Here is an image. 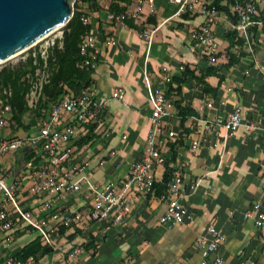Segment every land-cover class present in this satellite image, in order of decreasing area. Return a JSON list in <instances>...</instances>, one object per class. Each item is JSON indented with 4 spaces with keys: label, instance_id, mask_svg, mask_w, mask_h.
Returning <instances> with one entry per match:
<instances>
[{
    "label": "crops",
    "instance_id": "crops-1",
    "mask_svg": "<svg viewBox=\"0 0 264 264\" xmlns=\"http://www.w3.org/2000/svg\"><path fill=\"white\" fill-rule=\"evenodd\" d=\"M98 1L97 8H89L87 3H81V8L87 12L99 50L90 82L84 86L93 89L102 100V122L97 124L94 141L80 147L71 141L70 162L87 161L85 172L95 182L119 184L145 150L151 128L146 80L154 86L161 83L164 72L171 77L180 76L185 65L199 74L208 65L226 63V32L232 29V20L218 10L213 31L219 51L216 60L210 62L200 51L189 50L188 38L190 31L203 22L204 7L211 0H191L179 12L178 5L169 0H143L138 15L127 17L136 26L110 19V0ZM136 2L132 0L127 8L132 9ZM220 3L227 4L228 0ZM253 18L258 22L248 27L243 46L231 47L235 53L243 50L245 54L228 68H220L224 79L215 96L204 93L202 85L190 75L182 83V103L193 107L197 115L186 117L184 126L188 132L180 141L175 140L179 116L174 106L164 117L166 126L177 132L169 139V146L174 143L175 159L184 167V182H197L182 199L190 217L175 224L162 223L159 217L166 200L150 192L133 202L131 211L119 224L92 221L85 227L54 228L52 249L29 256V264H205L195 242L205 233L208 223L225 236L219 252L226 262L264 264V222L255 223L257 212L246 215L256 199L264 205V149L260 135L264 122V1L257 4ZM151 29L152 38L147 41L144 31ZM205 79L211 85L218 83L213 74ZM163 86L167 90L168 85ZM117 87L124 90L121 98L111 95ZM169 97L173 101L176 96L171 93ZM207 100L212 101L211 106H206ZM235 107L240 108L245 122L256 125H240L229 135L223 127H205V119H222ZM70 119L64 114L61 123L71 122ZM35 131L32 124L27 129L11 125L0 129V138ZM196 139L200 144L192 149L190 143ZM30 150L26 147L2 155L0 166L6 177H12L18 200L32 214H38V205L49 194L34 189L35 176L26 161L33 159L36 165L40 158L37 149ZM164 169L162 164L154 165L155 181L162 179ZM2 196L0 192V202ZM91 197V191L82 184L78 190H66L59 204L64 209H83L90 205ZM36 237L49 245L35 229L19 222L7 231L0 226V264L8 258L18 259L16 253ZM76 247L82 249L71 255Z\"/></svg>",
    "mask_w": 264,
    "mask_h": 264
},
{
    "label": "built area",
    "instance_id": "built-area-1",
    "mask_svg": "<svg viewBox=\"0 0 264 264\" xmlns=\"http://www.w3.org/2000/svg\"><path fill=\"white\" fill-rule=\"evenodd\" d=\"M143 0H137L132 9H124L119 12H109L108 16L113 20H123L126 17H136ZM178 5L177 12L190 5L191 0H169ZM264 0H235L233 11L237 15V21H231L232 28L238 30L245 37L248 35V27L258 22L253 18L256 6ZM205 17L198 27L190 31L188 38V48L191 51H200L207 60H216L219 51L218 41L214 35L213 25L219 19L218 9L214 5L204 7ZM83 21H89L88 17H83ZM153 29L144 31L147 41L152 38ZM57 45L62 46V29L57 33H51L40 41L26 49H30L32 54L43 58V64L36 68L35 77L31 80V88L26 93L27 103L34 106L40 95L42 82L47 77L46 59L51 49ZM83 58L76 61L77 65L94 66L98 60V48L94 33L90 30L81 40L79 45ZM27 55V54H26ZM25 58V57H24ZM171 75L164 72L161 83L152 85L149 79L146 80L149 100L151 104L150 121L151 128L146 138L145 150L140 158L134 161L124 178L119 184L112 182L98 183L91 179L85 172L87 161L79 163L70 162V154L73 152L71 141L76 140L80 134L87 131V123L96 120L98 124L102 122L100 114L102 100L93 89L84 86L78 93L67 92L58 97L46 115L38 120V128L35 132L14 136L10 138H0V157L6 153L29 147L39 155L40 161L36 165L33 159L26 161V165L31 168L34 174V189L38 192L49 194L37 207L38 214H32L30 209L25 207L16 197L12 178L6 177L0 166V192L2 199L0 202V226L4 230H10L14 222H19L23 227L33 228L39 234L41 240L46 244H51V233L54 228L60 225L85 227L92 221H105L107 224H119L131 211L135 200L147 193L154 192V165L162 164L169 166V179L166 190L160 195L166 200L164 212L159 220L165 224H175L185 221L190 217V213L183 197L192 190L196 181L184 182V167L174 158L169 146V139L174 138L177 132L168 128L164 123V117L169 115L173 106L172 99L166 94L163 85H168ZM124 90L117 87L112 90L113 97L121 98ZM206 106H211L212 101L207 100ZM12 106L9 102L0 100V129L11 127ZM64 114H68L70 121L61 123ZM240 125L253 128L256 124L245 122L240 108L235 107L227 113L224 118L205 119V127L215 129V126L223 127L225 134L233 133ZM260 135L264 149V122L260 126ZM75 142V141H73ZM200 144L199 139L190 143L192 149ZM85 184L91 191V203L83 209H64L59 204L66 190H78ZM9 205V207H8ZM263 202L256 199L246 215L257 212L255 223L262 225L264 222ZM225 240L224 234L213 224L208 223L205 233L196 239L195 245L200 250L203 263L211 264H232L224 260L219 252ZM82 248L76 247L71 255L78 253ZM26 260V259H25ZM20 260L8 258L5 264H29L30 260ZM237 264H246L240 260Z\"/></svg>",
    "mask_w": 264,
    "mask_h": 264
},
{
    "label": "trees",
    "instance_id": "trees-1",
    "mask_svg": "<svg viewBox=\"0 0 264 264\" xmlns=\"http://www.w3.org/2000/svg\"><path fill=\"white\" fill-rule=\"evenodd\" d=\"M132 0H110L108 8L112 12L123 11L127 8ZM221 0H211L209 5H214L218 10H223L232 21H237V15L230 10L229 5H232L235 0H228L227 4L220 3ZM81 3H87L89 8H97L100 4L98 0H74L73 11L71 17L62 26V46L55 45L46 59L47 77L42 82L40 95L34 106L27 103L26 93L31 88V80L35 77V70L43 64V58L36 53L32 54L29 49L26 57L19 64L13 66H3L0 68V100L7 101L12 106L11 118L14 127L27 129L32 124L35 129L38 128L37 122L44 117L50 108L51 104L64 93H78L83 89V86L90 82L91 74L94 66H79L76 61L83 58L80 53L79 45L83 37L91 30L90 21H83V17H87V12L81 8ZM128 25L136 26L129 18L123 19ZM226 37L229 41L228 45V60L222 65H208L199 74L195 73L187 65L181 71L180 76H172L168 82L166 94H175L173 106L176 109V114L179 116V128L176 141H180L183 134L188 132L184 126V121L189 115H197V111L186 104L182 103V83L186 77L190 75L197 83L203 87V92L211 96H215L219 84L224 79V74L220 72L222 66L228 68L245 52L240 50L235 53L231 50L234 44L243 46L246 38L238 30L232 28L226 32ZM216 75L218 83L211 85L205 78L207 75ZM101 114V112H100ZM29 119L32 122L29 123ZM97 121L91 120L87 123V131L80 134L75 143L78 147L85 143L92 142L96 138ZM172 150V159L176 156L174 143H170ZM25 149V148H24ZM32 151V149L30 150ZM169 179V166L166 162L163 177L159 181H154V194L161 195L167 187ZM52 249L50 245L42 244L39 237L34 238L16 253V257L20 260H25L29 256H34L38 251L49 252Z\"/></svg>",
    "mask_w": 264,
    "mask_h": 264
},
{
    "label": "water",
    "instance_id": "water-1",
    "mask_svg": "<svg viewBox=\"0 0 264 264\" xmlns=\"http://www.w3.org/2000/svg\"><path fill=\"white\" fill-rule=\"evenodd\" d=\"M73 1L0 0V62L61 28L72 15Z\"/></svg>",
    "mask_w": 264,
    "mask_h": 264
},
{
    "label": "rangeland",
    "instance_id": "rangeland-1",
    "mask_svg": "<svg viewBox=\"0 0 264 264\" xmlns=\"http://www.w3.org/2000/svg\"><path fill=\"white\" fill-rule=\"evenodd\" d=\"M61 29H62V27L59 28V29H57V30L54 31L53 33H57V32H59ZM26 54H27V51L24 50V51H22V52H20V53H18V54H16V55H13L12 57H10V58H8V59H6V60L0 62V68L3 67V66H13V65H17V64H19L20 61L23 60L24 57H26ZM12 127H14V126L12 125Z\"/></svg>",
    "mask_w": 264,
    "mask_h": 264
}]
</instances>
